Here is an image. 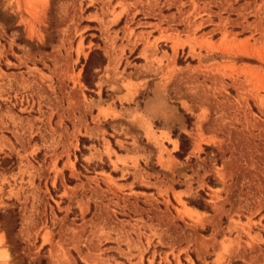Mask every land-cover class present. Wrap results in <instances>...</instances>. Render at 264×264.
<instances>
[{
  "label": "rangeland",
  "instance_id": "1",
  "mask_svg": "<svg viewBox=\"0 0 264 264\" xmlns=\"http://www.w3.org/2000/svg\"><path fill=\"white\" fill-rule=\"evenodd\" d=\"M0 264H264V0H0Z\"/></svg>",
  "mask_w": 264,
  "mask_h": 264
},
{
  "label": "trees",
  "instance_id": "2",
  "mask_svg": "<svg viewBox=\"0 0 264 264\" xmlns=\"http://www.w3.org/2000/svg\"><path fill=\"white\" fill-rule=\"evenodd\" d=\"M94 54H98L99 58H100V64L98 65V67L102 66L103 63H104V57H103V55L101 54V52L99 50H93L88 55V58L85 61V65H84L83 71H82V81L88 87H92L93 78H91L90 72L92 71L91 64H92V61H93ZM180 149L184 150V144L182 143V141H180Z\"/></svg>",
  "mask_w": 264,
  "mask_h": 264
},
{
  "label": "bare ground",
  "instance_id": "3",
  "mask_svg": "<svg viewBox=\"0 0 264 264\" xmlns=\"http://www.w3.org/2000/svg\"><path fill=\"white\" fill-rule=\"evenodd\" d=\"M207 44H208V43H207ZM208 45H209V44H208ZM217 45H218V44H217ZM225 48H226V47H224V50H225ZM108 51H109V50H108ZM110 51H111V50H110ZM108 53H109V52H108ZM110 53H111V52H110ZM111 54H112V53H111ZM111 54H108V55H111ZM112 56H113V55H112ZM112 58H113V57H112ZM114 58H115V57H114ZM114 58H113V59H114ZM108 60H109V59H108ZM110 60H111V59H110ZM110 60H109V61H110ZM111 62H112V60H111ZM128 95H129V94H128ZM188 106H189V105H188ZM190 107H191V105H190ZM198 120H199V119H198ZM194 211H195V210H194ZM184 212H185V211H184ZM190 216H191V215H190Z\"/></svg>",
  "mask_w": 264,
  "mask_h": 264
}]
</instances>
